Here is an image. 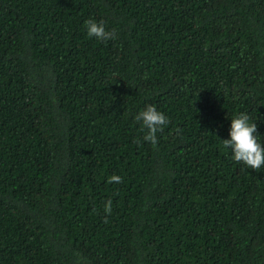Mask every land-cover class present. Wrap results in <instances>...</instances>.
I'll list each match as a JSON object with an SVG mask.
<instances>
[{
  "label": "trees",
  "instance_id": "obj_1",
  "mask_svg": "<svg viewBox=\"0 0 264 264\" xmlns=\"http://www.w3.org/2000/svg\"><path fill=\"white\" fill-rule=\"evenodd\" d=\"M241 112L264 144V0H0V264H264Z\"/></svg>",
  "mask_w": 264,
  "mask_h": 264
},
{
  "label": "clouds",
  "instance_id": "obj_2",
  "mask_svg": "<svg viewBox=\"0 0 264 264\" xmlns=\"http://www.w3.org/2000/svg\"><path fill=\"white\" fill-rule=\"evenodd\" d=\"M84 23L89 37H95L103 42L117 38L116 30H106L103 22L98 23L94 19H88ZM135 120L140 122L142 131L147 129L143 139L153 146L157 144V132L163 131L164 126L169 123L165 114L151 104L138 112ZM223 146L231 150L232 159L237 164L243 163L247 168L256 171L264 167V144L258 141L257 124L250 123L248 114L241 112L231 119L229 138L223 139ZM107 182L122 183V177L112 175ZM111 204L110 199L105 203V212L108 214L112 211ZM105 222H107L106 218Z\"/></svg>",
  "mask_w": 264,
  "mask_h": 264
}]
</instances>
